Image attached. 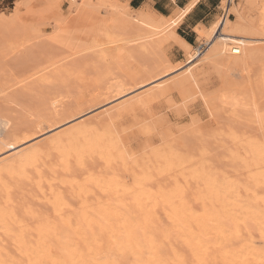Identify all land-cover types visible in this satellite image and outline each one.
I'll list each match as a JSON object with an SVG mask.
<instances>
[{
	"label": "rangeland",
	"instance_id": "rangeland-1",
	"mask_svg": "<svg viewBox=\"0 0 264 264\" xmlns=\"http://www.w3.org/2000/svg\"><path fill=\"white\" fill-rule=\"evenodd\" d=\"M17 1L16 0H0V15L2 16H7L6 14L9 15V13L13 11L15 7L19 8L20 13H21L20 14L21 17L15 20L11 19L10 17H6L5 21H0V109L4 108V110H0V120L3 121L2 124H0V134L2 133L1 137L5 135L4 132L8 130L9 127L12 128L11 127L12 120H14L13 121L14 124L15 122H17L16 126H18L19 124L21 126H24L23 123H21L23 120L25 121L26 119H28V122L26 120L27 127L26 125L24 126L26 129L24 127L21 128L20 126L21 130L24 131L25 129V131L22 132V137H19L21 136L19 135L16 138L17 140L16 142L20 141V143L19 142H18L19 144L16 143L13 139L12 141H14L15 146L14 145H12V147L9 146V149L6 146L5 147L0 146L1 148L0 157L8 155L10 152H13V150L16 151L14 148L22 149V147L25 148L28 145H37L36 146L37 148L40 147L38 149H42V150L44 149L46 151V152L43 151V159L46 160L48 163L52 160V162L50 163H52L54 167L59 169V167L61 168V160H60L61 158L58 157V154H57L58 149L56 148L53 149L54 147H51V143L53 142V145L54 144L56 145V143H54L55 138L52 137V135L54 136L56 135V138H58L57 134L59 135V133H61L60 135L62 138V135L65 134V132L62 133L63 128H64V131L66 129H67L66 131H69L68 134L66 132V134L63 136V137L66 136L65 139L63 138L65 142L72 141L71 139L72 137H74L72 136L74 135L73 132L74 133L76 132L75 133L76 137H74L73 139L75 138L77 139L76 129H78L81 133L82 131L84 132V135L78 134L79 138L81 135L83 136L87 135V137L90 138V136L94 137L97 134L99 136L98 137L96 136V137L99 138L101 135L106 133L104 136L106 140L105 138H102L104 141H102L101 139L99 140L102 143L105 142V145H103V147H106V149L105 148L103 149L108 150L112 158H115L116 155L114 152L112 153V151L114 150V148L118 147L119 145L117 144L116 147H114L115 141L113 142V139H111L110 137L115 132L114 135L118 137L117 135L118 133L119 136H121L122 138L120 139L119 137L118 138L119 141H122L121 143L125 142V145L123 147L121 146V148H123L124 155L126 154L125 156L128 158L127 164L130 161L129 163L130 165H127L128 170L125 169L126 172L128 173H126L125 170L123 171V169L121 168V162H119L120 159L117 160L118 159L117 157H116L117 159L115 158L116 162L114 161V159H112L111 164L108 166V164L106 163V158L104 157L95 156L93 157V160H92V157L90 159V157L88 158L87 156H84L83 159L86 160V162L82 164L84 171H81L82 165L79 167V164L77 163L76 159H74V156L70 155L69 159L71 163L72 172L71 174H68V175H71V176L67 175L68 177L62 176V178H59L61 177L62 174H60V172L58 173L56 172L55 181H60L61 179H65V178L68 179V181L61 180V183L63 184V188H62V184L61 183L59 184V182H58L57 187H60L59 189L63 193L65 194L68 193L67 195L69 198V202H71L73 199L77 200L75 202L72 201V204L70 203L72 207L77 208V206H79L80 204L79 200L81 198L77 197L76 187H75L76 192H74L76 197H74L72 193L74 191V186H75L74 183L75 184L78 183L77 181H80L82 176H83L82 178L83 180L85 179V176H88L87 174L84 175L83 172L88 173L89 174L88 178H90V172H93L91 176H94V177L98 173L97 175L98 177L106 173L108 170H109L108 172L112 170L116 173H119V175L123 178V180L125 179L124 187L125 185L131 184L130 187L132 188V184H133V186H135L136 188V186L138 187V185L135 183L138 180H134L136 182L133 183V179L131 176L134 175L132 174V172L135 173V170L133 171L132 169H136V172L138 173L137 168L144 170L145 168L143 167L146 166L147 164L146 161H148L150 164H148L147 166L149 169L147 168L148 173L146 172V176H150V174L151 175L156 174V178L153 175L150 176V179L155 178L154 179L155 183L154 184L151 183L147 188L148 189L151 188L150 190L151 193L154 190V194H155V191L157 190L156 188L154 189V187L157 186L156 183L160 181L159 182L160 184L162 183V181L166 180V182L168 181L169 184L168 183L165 184V182H163L162 185L164 188L161 185L160 186L162 187L163 192L165 193L168 192L167 196L166 194L162 198L156 196L158 195L157 194V191L159 190L158 188V190L156 191V195H154L156 197L152 196L153 193L152 195L149 194L150 197L148 196V198L146 195L145 196L146 198L144 199L143 198L140 199V196H137L139 197V201H138V199H136L137 197H135V194L133 196L132 192L131 193L128 192L130 193V196L132 195L131 197L132 199L135 197V199L138 201V202L137 201L133 202L132 200L130 201V199L128 200L124 196L125 199H127L126 204L130 202L129 204L130 206L128 205L129 210L131 209V207H133V210L135 209L136 202L139 204L140 202L143 203L144 208L146 205L149 204V207H147V210L144 211L143 206H141L142 207L141 210L143 209L145 214L147 213L151 214L153 212V215H149V216L150 217L153 216V218L158 219V220H161V219L163 220L167 215L166 213H168L169 215L173 205L175 209L177 210H181L180 208L186 205V207L184 208L185 209L188 208L189 212L190 211L194 212V215H195V210L196 212L197 211L200 212V213H197V215L201 214V210L204 211V214H207L206 213L207 211H209L208 213H210L211 211L216 212L215 211L216 207L219 209L217 210L219 212L220 210H222L219 207H222V208L224 207L223 208L224 210L225 208L229 209L230 207L229 204L227 205V203L229 202V201L227 202V199H230V200L233 199L232 192L233 190H235V188L233 190L232 188L231 189L229 188V185L231 184L232 186L233 184L236 185V188H237L236 190L238 192H236L235 190L234 192L235 194L237 193L238 195L239 193L238 196H241V198H243L242 194L244 193L246 194L245 195L246 199L244 200L243 198V200L245 202L250 201V204L249 203L247 204L246 202V205L248 207L251 206L252 203H254V206L255 205L257 206V207L256 206L253 207L252 205L254 209L260 210L258 209L260 205L261 209L263 210L264 208L263 203H260L258 201L259 196H260L258 193L263 191L262 188H264V182L262 186L261 177H259L258 174H257L258 176L253 174V170L255 169L253 167L254 166L253 164L254 163L255 165L257 164L258 167L260 164V162H255V160L259 161L257 160L258 158H254L255 155H257L258 157V156H262L263 154L264 156V153L260 154L261 150L262 149L264 150V144H263L264 143V122H263L264 118L262 117L264 113L263 112L264 110V88H263L262 81L260 82V78L261 80L262 78L264 79L263 77L264 76L263 75L264 74V55H261V57L257 59V61L259 60L258 63H256L257 61L256 62L254 61L256 65L253 64V62H252L253 67L251 64H250L251 66L249 65V69H248L249 73H247L248 72L247 70H246L247 72H242L241 70L237 68L233 69L229 67L227 68L223 65L215 66L213 64H208V62L205 60L206 55L203 56V58L198 57L195 59H190L187 55L184 54L181 47L180 49L182 53L184 54L183 60L177 61V63H175L170 58V54L172 53L177 54V52L174 48H169L165 50L166 51L165 53H167L166 55L169 57V59L174 64H176V66L177 64L181 66L178 67V69L176 70L177 72H174V73L172 72L171 74H168V72L165 71L164 65L162 64L164 62L161 61L162 58L164 59V56L160 54L152 46L150 47L149 45H147L146 42H144L143 40L141 41V40H137L134 38H130L127 35V33H121V32H119L120 35L117 36L116 38L109 37V39H106L104 35L105 26H104V23L101 22V19L107 20V19H110L112 15L116 16L119 13V11L120 12L125 11L126 17L132 20L131 16L135 13L134 12L135 10L132 9L128 5L127 0H76L79 2H73V4L71 3V0H30V3H31L30 5L29 3L28 4L22 3V0H17ZM19 1L21 4L19 3ZM108 1H111L113 5H108L107 4ZM224 1L221 0L222 2L221 7H220L221 14H222V10H225L226 8V2ZM235 1L240 2V0H235ZM256 1H258L260 5L262 4V6H260L259 9L254 10V11L247 10V14L249 17L250 16L249 12H250L251 16L249 18H252V20L254 19L256 20V21L254 20L256 29L252 32V34L254 35L257 34V36L256 35L255 36L253 35V36L258 38V41L257 43L255 42L254 45H256L257 47H261V46H264V13H262L261 11L262 7L264 6V0H260V1L256 0ZM20 5H22L23 7ZM44 5H49V7L47 8L43 7ZM70 8H71V11L69 10ZM227 12L229 14L228 16L229 18L231 19L236 18V13L232 7H230ZM221 14L220 16L217 17L218 19L221 18ZM59 16L61 17V20L58 19ZM257 26L260 29V31H258ZM201 42H204V40L203 39L201 40L199 38L198 43L193 44L192 48L197 47ZM172 44H175V43H172ZM208 47L209 46H207V48L203 51V53L208 50ZM121 48L124 50L126 48L127 54L123 57H117V56L115 57L116 51L121 50ZM171 49L173 50L171 51ZM92 50H95V51H92ZM109 53L110 54L113 53V55L110 56ZM261 62H262V66H261ZM185 63L187 65L182 66V64H185ZM186 68L187 69L189 68L191 71L195 72V75L197 78V84H194L195 88L193 87V84H191V87L189 86V90L187 89V92L190 95H195L197 92L201 90L200 92H202V95L204 93V95H206L208 99L207 101H209L207 103L208 106L210 105L209 108H207L206 105H204L205 103L203 102L202 97L195 106H192L190 112L187 109H183L179 107L184 101L182 98L183 94L178 88H175L174 84L178 79H180L183 76L182 74L187 72V71H184V69L186 70ZM225 68H227V70H225ZM258 68L259 70H257ZM251 69H253V71ZM137 71L144 72V74H146L147 80L143 82L141 84L142 86L140 85L141 88L137 89L135 92H132V93L124 92L120 94L122 90H119L118 87L121 84L127 83L130 87H132L134 85L141 83L140 82L141 80H137V79L135 80V76L134 77L132 76L134 75V73H137ZM241 73H244V75L245 73L248 74V75H245V78L247 79L245 81L246 84L244 83L245 78L243 79L244 76ZM249 75L252 76L251 79ZM177 77L179 78L177 79ZM132 79L135 80L136 83H133ZM257 79L259 80V82ZM143 80H145V78H143ZM252 80H253V85L251 84ZM254 80L256 84L254 83ZM144 83H146V85H143ZM259 83H262V84H259ZM242 84L243 86L241 87ZM25 85L27 87H25ZM197 85L199 87H197ZM30 87H32V89ZM190 88H193L194 90L192 89L190 90ZM257 88H260L261 90ZM14 91L15 93H13ZM17 91L19 94V98H18L19 100L18 99L15 100L17 98V95L14 96L17 93ZM148 91H152L155 95L153 96V98L147 101V103L144 105L143 108H139L134 105H129V103H131L130 101L135 100L134 97H136L139 94L148 92ZM8 92L9 93L12 92L13 95L9 94ZM28 92H30V94ZM146 94L148 95V93ZM225 95H231L232 97H229L231 99L227 101L226 99H224V97L222 98V96H225ZM211 97H212V101L209 100L211 99ZM9 98L10 100H8ZM42 100H45V101L47 100L46 101L48 102V104H46L47 106L45 105L46 102L45 101L42 102ZM215 100L218 102L216 103ZM51 101L52 102L56 101L55 105L53 104L54 106L51 105L52 104ZM127 101L128 103L125 104ZM32 102L33 104L31 105ZM34 102L38 104V108L40 110H42L43 108V110L41 111L42 115L39 114L40 110L37 108V104H34ZM41 102L46 107L42 105V108H40ZM121 104H122V107H120ZM57 105H59V107ZM127 105H129V108L125 109V106L127 107ZM8 106L10 107L9 109H8ZM56 106L58 109L60 107H64L65 111L63 114H60L59 117H57L58 119L52 116L53 114H50L51 115L50 117L54 118V119H51L49 117V114L44 113V108L47 109V107H50V108L55 107L56 109ZM37 110H39V112ZM48 111H50V109L47 110L46 112ZM108 111L109 113L113 114L114 119L110 123L111 127L103 125V128H102L100 127L102 125L96 124V121H98V118L101 117V114L104 116V114L108 113ZM50 112H52V110ZM101 112H103L104 114ZM185 112H187V114H184ZM4 115L5 116L7 115L5 118L7 117L9 118L12 116L11 117L12 120H10L11 123L9 124V126L4 127V122L6 120L4 118ZM97 115H100V116L95 118ZM64 116L68 118H72L74 121L72 120L71 123L69 122L65 126L64 124H62L60 125L59 128H55L57 124L59 125L61 124V122L63 123V121L66 119ZM81 116H83V119L80 118ZM84 116L86 119L84 118ZM33 117H35L36 120L38 119V117H40V119L36 121ZM44 117H46V119ZM15 118L17 120L20 119L19 120L20 122L18 123V121H15L16 120ZM92 118L94 119L92 121H89V119H92ZM29 119L33 120L32 121L33 123L35 121L36 124L35 123L33 124L32 122H30ZM61 119L63 121H61ZM79 119H82V120L79 121ZM28 123H30L29 125L31 127L28 125ZM32 124L36 125V128ZM69 124H70V127H69ZM82 124L85 127L87 126V128H89L90 131L89 129H86V128L84 129L83 128L84 126H81ZM71 125L75 126V128L77 127L76 129H74L73 127L75 131L71 128L72 127ZM13 126L14 128L16 127L15 125ZM78 126L80 128H78ZM27 128L29 131L27 130ZM95 128L97 130H95ZM105 129H109L110 132L109 130H105ZM85 130L89 131V134L85 135L86 133ZM106 131H108L110 134L112 131V134L109 136V134L107 135ZM70 134H71V138L69 139ZM106 135L110 141L112 140V143L114 145L109 144V147H107L106 141H108V143H110V141L107 140ZM231 135L233 136L236 135L235 137L239 136L240 139L246 138L244 141V145L243 143L239 144L241 145L240 148L243 146L244 148L246 147L247 149V145L248 146L251 145L250 141L252 139L254 140L253 141L254 143L256 142L255 147L257 143L259 144L260 142H262V145H257L259 146L258 151L257 149L254 150V152L252 150V152L254 153L252 157L253 162L251 161V159H250L251 162L250 161L247 162L248 159L246 160V158H247L248 153L243 156L244 152H242V149L244 148H241V150H239L240 148L237 146V144H234L235 139L233 136L232 138ZM41 137L42 139H40ZM32 138L33 140H36V142H34ZM44 138L46 140L45 143H44ZM52 138H53V141H52ZM59 139H60V136L58 140ZM238 139L235 142L239 141ZM37 140L40 142H38ZM47 140L50 141V144L48 142L50 147L47 145ZM256 140H258V142ZM185 141L186 143H184ZM246 141H248V143H246ZM37 142L40 146L37 144ZM55 142H57V140ZM42 144L45 145V148H47V150L42 146ZM252 146L253 144L251 145V147L249 146L250 148L248 147L250 150L247 149L245 153L248 150L251 151ZM260 146H261V150H260ZM50 149H53L52 151L54 150L55 151L54 153H52V155L50 154L49 156V153L47 152H49ZM236 152H237L236 156H239V153H240L239 158H242V160L244 161V164L242 163L243 162L242 160L238 162L240 164V167H242V170H244L243 172L241 168L239 167L238 163L236 162V160L238 161L240 160L239 158L236 159V156H235ZM54 155L55 157H57L56 160L58 159L60 160V161L58 160V162H60L59 164L54 159L55 158L53 157ZM241 156H243L244 158ZM248 157H250V154L248 155ZM94 158H95V162H94ZM164 158L166 159V161ZM48 159H51V160L49 161ZM102 159L103 160L105 159L104 162L101 161ZM72 160L74 161V163L72 162ZM260 160H261V163L264 164L263 162L264 158L261 159L260 157ZM131 161H133V163L136 164L134 168L132 166V169H130L129 167L131 166ZM142 161L146 162L144 166L141 165ZM165 162L167 164L169 163V165L171 164L172 166L168 165L167 167V164ZM245 162L247 164H245ZM88 163L89 164L92 163V164L89 165ZM154 163H156L155 167H154L155 165ZM87 164L90 166L89 168L87 167ZM158 164L161 165V173L158 170L159 174H157V168H156ZM149 165L153 166L154 169H156V173ZM174 165H175L176 170H173L172 168L174 167ZM244 165H247V167L249 168L247 169L246 166ZM85 166L86 168H88L89 171L85 169ZM105 166L107 167V171L105 170L106 169ZM177 166H179V169ZM191 166H193L194 170L193 168H191ZM78 167L80 168L79 169L80 172H78ZM93 167H95V169ZM232 167H234L235 169ZM237 167H239L241 171L239 169L238 170L242 172L243 176L240 175L241 173L239 171H237L236 173ZM251 167H253L252 171H250ZM260 167L263 170L262 165H260ZM74 168H76V170ZM150 168L153 171H150L149 173V170H151ZM190 168L192 169L191 171L189 170ZM183 169L186 171H184ZM261 169L260 168L255 169V171L261 175L262 173ZM121 170L123 171V173ZM129 170H130V174H129ZM233 170H235V172H233ZM170 171H172L171 172L172 174L170 173ZM174 171H176L175 174H174ZM74 173L78 177L74 176ZM78 173L80 174L78 175ZM81 173L83 174L81 175ZM177 173H178V177H177ZM235 173H236V176H235ZM237 174L240 175L239 178ZM262 174H264V171ZM158 175L160 176V178H157ZM188 175L191 180L189 178L188 180H186ZM245 175H248L250 179H247L246 181ZM254 175L256 176L255 177L256 184L260 182L259 184H261V186L260 185L253 186L255 184ZM207 176L210 177L211 179H208ZM140 177L138 179H140ZM180 177L181 178L184 177V178L181 179ZM235 177H237L238 179L240 178L242 179L243 177V179L245 180L244 181L241 180V181L242 183L247 182V187L241 188L242 183L240 182V180L238 181L236 179L237 180L236 181ZM69 178L75 179L76 182H74V180L69 181ZM141 178L146 180L145 179L146 177L144 178V176H142ZM193 178L195 179L198 178L200 183H198L195 186L198 179L193 180ZM226 178H227V181H226ZM171 179H172V183L170 182ZM228 179L230 180L228 181ZM144 180L140 182H143L144 183L143 185L145 186L146 183ZM176 180H178L181 183L177 182L176 184ZM250 180L253 185H249L250 183L248 182H250ZM173 181L176 185H178L177 187L176 185L175 187L172 186ZM195 181L196 183H194ZM230 181H231V184H230ZM232 181H235L237 183H233ZM71 182H74L72 186H71ZM80 182L87 184V182H89V179L86 182L84 181L83 182L80 181ZM146 182L148 181L146 180ZM184 182H186L187 184L186 183L183 184ZM214 182L215 184L217 183L216 185H219L220 183V185L217 186L218 188L216 187ZM227 182L229 183V185ZM238 182L241 184H239ZM226 183L228 186L226 185ZM91 184L92 186L89 183L87 186L86 185L83 186L84 189H86L87 194L90 195L87 198L88 201L90 200L94 202L95 196L92 198L90 197L91 195L93 196L95 194L99 196V198L101 199L103 197L104 201L105 199L108 200L107 199L109 197L108 195H110V197L112 196V194L109 193L108 190H107V196L105 195L106 187H104L105 189L104 190L105 192H104L102 187L100 188L98 186L100 189H102L98 191L99 189H96L95 187V190H94L93 189L94 184L93 183ZM179 184H183L182 186L184 187L183 188L180 187L181 185L179 186ZM69 185L71 186V188H69ZM152 185L154 186L152 187ZM187 185H188V190H186L187 192L185 191L183 192V190H185V186L187 188ZM235 185L233 187H235ZM144 186H142L141 184L142 188H144ZM212 186L214 187V190H215L214 191L215 197H213L214 196L213 191H212L213 189L207 190V189H210V187ZM244 186H246V183ZM66 187L67 189H69V191H71V193L66 189ZM72 187H73V190H72ZM87 187L92 188V190L88 191ZM130 187L127 186L125 188H130ZM223 187L224 189L221 190ZM199 188L200 190H198ZM258 188H260V191ZM252 189H254V192H253L254 195L250 193L252 192ZM255 189H258V191ZM96 190L99 193H101V195L104 194L106 197L103 195L100 196V194L98 195ZM177 190H179L178 192H180V194L177 192ZM64 191L66 192L68 191V192L66 193ZM211 191H212V195H211ZM228 191L231 192L232 194L229 193ZM89 192H92V193L90 194ZM248 192L249 194H247ZM118 193H119L118 198L121 196L120 198H123V199L124 197L122 195L127 194L126 191H122V190H118ZM182 193H185L184 194L185 197L183 196ZM203 193H204L203 197L205 198L204 199L203 197L199 198V195H203ZM138 194L139 193H137L136 195ZM159 194H161V191L159 192ZM208 194L210 196H207ZM230 194L232 196H230ZM72 195L73 197H71ZM251 195L252 197H256L253 199V201H252V198H250ZM178 196H181L184 198L178 199ZM174 197H177L179 201L177 199L175 200ZM123 199L121 200L122 202H123ZM143 200L144 202H142ZM167 200L169 204L171 203L172 205V206L170 205L171 206L170 210H169L170 208L169 205H167L168 204ZM219 200H221V202H219ZM202 201L204 202V204H202ZM217 201L219 203H217ZM222 201H223V204H222ZM224 201L227 203H225ZM124 202L121 204L122 205L124 204L126 206ZM131 202L134 203L135 207L131 206V204H133ZM215 202L218 205L217 204L215 205ZM73 203L75 206L73 205ZM164 203L166 204L164 205ZM199 203H200V206L204 207L205 205L204 209H200L202 207L198 206ZM119 204L118 206H121V204L120 205ZM139 204L137 207H139ZM206 207L207 209H205ZM184 208L182 210L186 211L184 210ZM190 208H192V210H190ZM119 209L121 210L122 213H125L122 211L124 210L123 206L121 208L119 207ZM210 209H213V210L210 211ZM173 210L174 208L172 209V211ZM130 212L131 211L127 210V213H130ZM189 212H185V214L190 215ZM218 212L217 214H222L221 212L220 213ZM225 212L226 211H224V213ZM135 214H134V218H136L137 216L138 217L140 216L138 215L140 214L139 209H138L136 217H135ZM256 232L257 230L254 232L255 238H258L259 236L257 235Z\"/></svg>",
	"mask_w": 264,
	"mask_h": 264
},
{
	"label": "bare ground",
	"instance_id": "bare-ground-1",
	"mask_svg": "<svg viewBox=\"0 0 264 264\" xmlns=\"http://www.w3.org/2000/svg\"><path fill=\"white\" fill-rule=\"evenodd\" d=\"M73 2H79V1L71 0L72 4H73ZM224 2H226V1H224ZM230 2L231 3L226 6V11H225L224 16L221 15V18H219V19L216 17L217 20L214 21L210 25V27L198 26L195 28V30L197 32V36L201 40L202 39L204 40V42H202V44H205V46L202 49H198V47L192 48V46L189 43H187L183 38H181L177 35V33L175 32V28L179 22L176 25H172L170 23V21L172 19H174L175 17L174 18H166L160 14L157 15L153 11L151 13L143 12V11H141L142 8L140 10L134 11L135 13L131 16L132 20H130L126 17L125 11L124 12L119 11V13L116 16L112 15L111 18L107 19V20L101 19V22L104 23V26H105L104 27V35H105L106 39H109V37L110 38H113V37L116 38L117 36L120 35L119 32L127 33V35L130 38H134V39L141 40V41L143 40L144 42H146L147 45H149L150 47L152 46L154 49H156L160 54H162L164 56V59L162 58L163 60L161 59V61L164 62L162 64L164 65L165 71L168 72V74H171L172 72L173 73L177 72L176 70L178 69V67L181 66L178 64L176 66V64H174L169 59V57L166 55L167 53H165L166 52L165 50L171 48L173 45L172 43H175V40L173 38L174 36H178L179 39L181 41H183V45H182L181 49L183 50L184 54L187 55L190 59H195L198 57L203 58V56L206 55L205 60L208 62V64H213L215 66L223 65L227 68L228 67L233 68V69L237 68V69L241 70L242 72H247L249 69V65L250 64L252 65V62H253V64L256 65V63L259 62V60L257 61V59L260 58L261 55H264V46L257 47L256 45H254V43L255 42L257 43V41H258V38L254 37L255 35L257 36V34H255V35L252 34V32L256 29V26H255L256 20L254 19L255 20L254 21V20H252V18H249L251 16L250 12H249L250 16L248 17L247 10L248 11L257 10L260 8V6H262V4L260 5L259 2L256 0H240V2H236L235 0H230ZM17 3H18V1H17ZM19 3H20V1H19ZM22 3H26V4L29 3V5L31 4L30 0H22ZM107 4L113 5V3L111 1H108ZM226 4H227V2H226ZM17 6H18V4H17ZM20 6H22V5H20ZM23 6H24V4H23ZM230 7H232L236 13L235 19H231L228 17L229 14L227 11ZM261 11H262V13H264V6L262 7ZM20 14L21 13H20L19 8L15 7L14 10L9 13V15L8 14H6L7 16L0 15V21H5L6 17H10L11 19L15 20V19L21 17ZM252 14H253V12H252ZM58 19L61 20V17L59 16ZM256 23H258V22H256ZM257 28H258V26H257ZM258 31H260L259 28H258ZM207 46H209L208 50L203 53V51L207 48ZM233 50H238V52L233 53ZM92 51H95V50H92ZM126 54H127L126 48H125V50L121 48V50L116 51L115 57L116 56L117 57H123ZM112 55H113V53L110 54V56H112ZM190 61H192V60H190ZM254 61L255 62L257 61V62L254 63ZM185 65H187V64L186 63L182 64V66H185ZM261 66H262V62H261ZM252 67H253V65H252ZM227 68H225V70H227ZM251 70L253 71V69H251ZM257 70H259V68ZM184 71H187V72L182 74L183 76L180 79H178L179 77H177L178 80L175 82L174 85H175V88H178L181 91V93L183 94V97H182L183 100H186L188 98V96L190 95L187 92V89L189 90V86L191 87V84H193V87H194V84H197V78H196L195 72L191 71L189 68L188 69L186 68V70L184 69ZM247 73H249V71ZM247 73H245V75H248ZM241 74H243L244 77L243 76H241V77H243V79H244L245 78L244 73H241ZM251 75H252V73H251ZM254 75H255V73H254ZM132 76L133 77L135 76V80L136 79L141 80L140 81L141 83L134 85L132 87H130L127 83L121 84L118 87L119 90H122L120 92V94L124 93V92H130V93L135 92L137 89L141 88L140 85L147 80L146 74H144V72H142V71H137V73H134V75H132ZM249 77L251 79L252 76L249 75ZM143 78H145V80H143ZM135 80H133L132 82L136 83ZM246 80L247 79L245 78L244 83ZM257 80H256V82H257ZM261 81L263 83V88H264V79L262 78V80H261V78H260V82ZM241 82H243V81H241ZM258 82H259V80H258ZM254 83H255V80H254ZM262 83H259V84H262ZM243 84L241 85V87L243 86ZM251 84L253 85V80L251 81ZM143 85H146V83H144ZM25 87H27V86L25 85ZM30 88L32 89V87H30ZM191 89L194 90L193 88H190V90ZM257 89H260V88H257ZM15 90H17V89H15ZM151 92L152 91H148V92H145L143 94L137 95L136 97H134L135 100L130 101L131 103H129V105H134L136 107L143 108L144 105L147 103V101L149 99L153 98V96L155 95L153 92L152 93ZM13 93H15V91ZM13 93L11 92L9 94L13 95ZM28 93L30 94V92H28ZM146 93H148V95ZM200 93H202V92H200ZM9 94H8V96H9ZM22 94H24V93H22ZM16 95H17V98L15 100H17L19 98L18 91L14 96H16ZM215 96H216V94H215ZM20 97H22V96H20ZM223 97H224V99L229 101L231 99L229 97H232V96L231 95H225V96H222V98ZM12 98H14V97H12ZM130 99H132V98H130ZM202 99H203V101H204V99H207V97H206V95H204V93L202 95ZM8 100H10V98ZM48 100H49V98H48ZM209 100L212 101V97ZM12 101H13V99H12ZM43 101H45V100H42V102ZM16 102H18V101H16ZM42 102H41L40 108H42V105L44 106V104H42ZM217 102L218 101H216V103ZM6 103H8V102H6ZM55 103H56V101H53L51 105H53V104L55 105ZM127 103H128V101L125 104H127ZM234 103H236V102H234ZM32 104H33V102L31 103V105ZM34 104H37V103L34 102ZM46 104H48V102H46L45 105ZM122 104L120 107H122ZM129 105H127V107L125 106V109L129 108ZM204 105H206L207 108H209V106H210V105L208 106V104H204ZM46 106H44V107H46ZM57 106L59 107V105H57ZM57 106H56V109H55V107H53V108L51 107L52 109L50 107H47V109L44 108V113L49 114V117L51 116L50 114H53L52 116H54L56 118L59 117L60 114L64 113L65 105H64V107H60L59 109L57 108ZM9 108L10 107L8 106V109ZM37 108H38V104H37ZM49 109H50V111L52 110V112H50V111H48L49 113L46 112ZM0 110H4V108H1ZM39 110H37V111L39 112ZM42 110H43V108H42ZM42 110H40V113H39L40 115H42L41 114ZM263 112H264V110H263ZM101 113H103V112H101ZM6 116L4 115V118ZM98 116H100V115H97L95 118H97ZM102 116L103 115L101 114V117ZM11 117H9L10 119L8 117L5 118L6 120L4 122V127L9 126V124L11 123L10 120H12ZM35 117H36V115H35ZM35 117H33V118L36 120ZM101 117H99L100 119L98 118V121L95 120L96 124L102 125V126H100L102 128H103V125L111 127L110 123L114 119L113 114L109 113V111H108V113L104 114V116L102 118ZM262 117L264 118V113H263ZM13 118H14V116H13ZM41 118H42V116H41ZM44 118L46 119V117H44ZM65 118L66 119L64 121L61 119V121H63V123L61 122V124H59V125L57 124L55 128H59L60 125H62V124H64V126H65L67 123H69V122L71 123V121L73 120L72 118H68V117H65ZM75 118H77V117H75ZM80 118L83 119V116H81ZM84 118H85V116H84ZM38 119H40V117H38ZM51 119H54V118H51ZM82 119H79V121H81ZM93 119L94 118L89 119V121H92ZM19 120L16 119L15 121H18V123H19L20 122ZM26 120L28 122V119H26ZM26 120L25 121L21 120L22 121L21 123H23L24 126L26 125ZM13 121L14 120H12V126H11L12 128L9 127V129L6 130L7 132L6 131L4 132L5 135L3 137H1L2 133L0 134V137H1L0 138V146H4V147L6 146V147H8V149H9V146L12 147V145H14V141L15 142L17 141L16 138L19 135H21L19 137H22V132H24L26 129L24 126H21L20 124L18 126H16L17 122H15V124H14ZM29 121L32 122L33 120L29 119ZM2 122L3 121H1L0 124H2ZM84 122H86V121H84ZM263 122H264V120H263ZM34 123L36 124L35 121H34ZM75 123H76V121H75ZM93 123H94V121H93ZM29 124L30 123H28V125ZM13 125H15L16 127L14 128ZM20 126H21V128L22 127L25 128L24 131L20 129ZM33 126L36 128V125H33ZM71 126H72L71 127L72 129H73V127H74V129L77 128V127L75 128V126H73V125H71ZM81 126H84V125L82 124ZM2 127H3V125H2ZM26 127H27V125H26ZM30 127H28V128H30ZM69 127H70V124H69ZM28 128H27V130H28ZM78 128H80V127L78 126ZM83 128L89 129V128H87V126L86 127L84 126ZM66 130L64 131V128H63L62 133L65 132V134H66V132H67V134H68L69 131H66ZM95 130H97V129L95 128ZM105 130H109V129H105ZM76 131H77V139L76 138L73 139L74 137H76L75 136L76 132L75 133L73 132L74 135H72V136H74V137H72V139H71L72 144L70 141H69L70 143L68 141L67 142L64 141L66 136L65 137H63V136L65 134L62 135V138L60 135L61 133H59V135L57 134L58 138L60 136L59 140H58V138H56V135L55 136L52 135V137L55 138L54 143H56V145L55 144L53 145V142H52L51 147H54L53 149H55V148L58 149L57 150L58 153L57 152L56 153L58 154V157L61 158L60 159L61 160V168L59 167V169H57L56 167H54L52 165V163H50V162H52L51 159H48L49 161L51 160L49 163L43 159V151H45V150L44 149L43 150L38 149L40 147L37 148L36 147L37 145H28L25 148L22 147V149L14 148L16 151L13 150V152H10L8 155L0 157V264H102V262H103V264H161V262H163V264H264V253H262L259 250V245L257 244L256 248H252L246 242L247 238L249 236L255 237V233L251 232V230H250V227H249L250 225L254 226L257 230V232H256L257 235L258 236L260 235L259 227H260L261 220H264V208L262 210L260 205H259L258 209H260V210L254 209L253 207L256 206V205L254 206V203H252L251 206L248 207L246 205V202H247V204L248 203L250 204V201H246V202L244 201L246 199V197H245L246 194L245 193L242 194V197L244 198V200H243V198H241V196H238L239 193H238V195H237V193L235 194L234 192L237 188H236L235 184H233V186L235 185V187L232 186L231 181H230L231 185H229L228 182L227 183H228L230 189L232 188V190H233L235 188V190H233V192H232L233 194L228 191L229 193H231L233 195L232 196L230 194V196H232L233 199L230 200V199H227V197H226L227 202L228 201L229 202L227 203L224 201L225 203H227V205L229 204V206H230V207L228 206L229 209L225 208V210H224L223 209L224 207L223 208L219 207L223 211L220 210L218 212L217 210H219V209L216 207V209L214 208L216 212L211 211L213 209H210V211H211L210 213H208L209 211H207L206 212L207 214H204V211L201 210V214H198V215H197V213H200V212H198V211L196 212V210L193 209V210H195V215H194V212H191V211L189 212L188 208H186V209L184 208V207H186V205H184V207L180 208L181 210H177V209H175L174 205L172 206L171 203L169 204V202L167 200V202H168L167 205H169V207H170L169 210L171 209V206H172V209L174 208V210L172 211V209H171L169 215H168V213H166L168 216L166 215V217L163 220L162 219L158 220V219L153 218V216H151V217L149 216V215H153V212L151 214H148L146 211L147 214H145L144 211L147 210V207H149V204L146 203L148 205L145 206V208H146L145 209L143 203H141V202H140V204L137 203L139 201V197H137V196H140V199L146 198L145 197L146 195L148 198V196L150 197V195H152V193H153L152 196H154V195H156V191L158 190V188H159V190L157 191L158 195H156V196H158L160 198L165 196V194L167 196L168 192H166V193L163 192V189H162L163 185L162 184H163V182H165V184H166V183H168V181L166 182V180H165L159 184L160 181L158 180L159 182L156 183L157 186L154 187V189L155 188L157 189L155 191V194H154L153 189H152L153 192L151 193V191H150L151 188L148 189L147 187L151 183L152 184L155 183L154 179L156 178V174H154V175L152 174L153 176H155V178H152V179H150V176H152L151 174H150V176H146V172L148 173V169H149L147 166L150 163L148 161H146L147 162V164H146V162L142 161L141 165L144 166L146 164L145 167L142 166L145 169L141 170L140 168L139 169L137 168V171H138V173H137L136 169H132V166L134 168L136 166V164H134L133 161H131V166H129V167L133 171L135 170V173L132 172V174H134V175L131 177L133 179V183L136 182L134 180L139 181V182L137 181L135 183L138 185V187L136 186V188H135V186H133V184H132V188H131L130 187L131 184H130V185H125V187L128 186L131 189L125 188L124 187V184H125L124 180L125 179L123 180V178L119 175V173H116L112 170H110V172H108L109 170L107 171L106 166H105V168H106L105 170L107 172L101 176H98V177H97L98 173L94 177V176H91L93 172H90V178H88L89 174L83 172L84 175H86V174L88 175V176H85L86 181L89 179V182H87V184L80 182V181L86 182L85 179L84 180L82 179L83 176H82L80 181H77L78 183H76V184L74 183V182H76L75 179H72L73 176L71 179L69 178V181L74 180V182H71V186L73 183L75 185L74 191L72 194L74 195V197H76L74 192L77 191L76 192L77 197L81 198L79 200L80 201L79 206H77V208L72 207L71 206L72 201L75 202L77 200L73 199L71 202H69V198L67 195L68 194L67 192L69 191V189H67V187H66V189L68 191L67 192L64 191L67 193V194H65L62 191H60V189H59L60 187H57L58 182L60 184L61 180L68 181V179L65 178V179H61L60 181H55L56 172L57 173L60 172V174H62L61 177H59V178H62V176L64 177V176H67L68 174H71L72 169H71V163H70V159H69L70 155L74 156V159H76L77 163L79 164V167L82 164H84V162H86V160L83 159L84 156H87L88 158L90 157V159L92 157V160H93V157H95V156L104 157V158H106V163L108 164V166L111 164L112 159H114V161H115L118 158L117 160L120 159L119 162H121V168L123 169V171L125 169L128 170L127 165H130L129 164L130 161L127 164L128 158L125 156L126 154L124 155L123 148H121V146L123 147L125 145V142L121 143L122 141H119L118 138L119 137H120V139H122V138H121V136H119L118 133H117V135H118V137H117L116 135H114L115 132L113 133V135H111L112 131H111V134L109 133L110 130H109V132L106 131L107 135L108 134H109V136L111 135L110 137H111V139H113V142L115 141V145H114L112 143V140L110 141L106 135L107 140L110 141V143H108V141H106L107 147H109V144L114 145V147H116L117 144L119 145L118 147L114 148L113 151L111 150L112 153L114 152L116 157H117V158L115 157L116 158L115 159V158H112V156L108 150H105L106 147H103V145H105V142L102 143L99 140V139H101L102 141H104L102 138H105L104 136L106 133L101 135L102 137L100 136L99 138H97L99 136L97 133H96L97 137L96 136H94V137L90 136V138H89V137H87L86 134H89L90 129H89V131L85 130L86 136H83L84 135L83 131H82V133L78 129H76ZM78 134H83V135H81L82 137L80 136V138H79ZM43 136H44V134H43ZM232 136L233 135H231V137ZM235 136H233L235 141L238 138H239L238 139L239 141H237V142H235L234 140H232V141H234V144H237V146L240 148L241 145H239V144L243 143V145H244V141L246 138L240 139L239 136H237L238 138ZM67 137H68V135H67ZM45 138H44V143L46 142ZM70 138H71V134H70L69 139ZM13 139H14V141H12ZM40 139H42V137ZM32 140H33V138H32ZM56 140H57V142H55ZM105 140H106V138H105ZM248 140H249V138H248ZM29 141H31V140H29ZM33 141L36 142V140H33ZM52 141H53V138H52ZM253 141H254L253 139L250 141L251 145L253 144L251 151H249L250 150L249 148L251 147V145H249L250 147L247 145V149H249L248 150L249 152L247 151L246 153H245V151L247 150L246 147L245 148L243 146L241 147V148L245 149V150L242 149V152H244L243 156L246 155L247 153H248V155L250 154V157H248V155H247V158H246V160L248 159L247 162L250 161V159L253 162L252 157L254 154L253 153L254 150L257 149V151H258L259 146H257V145H262V142H260L259 144L257 143L256 147H255L256 142L254 143ZM256 141L258 142V140H256ZM18 142L20 143V141H18ZM18 142H16V143H18ZM21 142H23V141H21ZM38 142H40V141H38ZM38 142H37V144H38ZM48 142L50 144V141L47 140V145L50 147ZM184 143H186V141ZM246 143H248V141H246ZM31 144H33V143H31ZM111 145H110V147H111ZM42 146L45 148V145L42 144ZM103 148H105V149H103ZM241 148L239 150H241ZM45 149L47 150V148H45ZM53 149H50V151H52ZM110 149H112V148H110ZM252 150H253V152H252ZM260 150H261V146H260ZM262 150H261L260 154L264 153V150L263 151ZM50 151L47 152V153H49V156H50V154L52 155V153H54L55 150L52 152H50ZM237 152L235 153V156H236ZM57 154H56V156H57ZM44 155H45V153H44ZM239 156H240V153H239ZM239 156H236V159H238ZM243 156H241V157H243ZM255 156H254V158H258L257 160H259V161L255 160V162H260V164L258 167L257 164L255 165V163H254L253 167L255 169H259V168L261 169L260 165H262L263 170L261 169V172L263 173V171H264L263 165L264 164L261 163L260 157H261V159H263L264 156H263V154H262L263 158H262V156H258V157H257V155H255ZM53 157H55V155ZM56 158L57 157H55L54 159L56 160ZM90 159H89V161H90ZM161 159H162V157H161ZM189 159H190V157H189ZM239 159H240L239 161L236 160L237 163L242 160V158H239ZM58 160H56V161L59 164L60 162H58ZM104 160L102 159L101 161L104 162ZM132 160H133V158H132ZM165 161H166V159H165ZM72 162L74 163L73 160H72ZM94 162H95V158H94ZM157 162H159V161H157ZM168 162H169V160H168ZM242 163L244 164V161ZM88 164H87V167L89 168L90 167L89 165H91L92 163L89 165ZM154 164H155L154 165V167H155L156 163H154ZM245 164H247V163L245 162ZM168 165H169V163L167 164V167H168ZM238 165L240 167L239 163H238ZM169 166H172V165L170 164ZM179 166H177L178 169H179ZM244 166H246L247 169L249 168V167H247V165H244ZM79 167H78V172H80ZM150 167L156 173V169H154L153 166H150ZM239 167H237L236 173H237V171L240 170ZM253 167H251V170L250 169L249 170L252 171ZM88 168H86V166H85V169L88 170ZM93 168L95 169V167H93ZM118 168H119V166H118ZM156 168H157V174H159L158 173L159 171L161 173V165L158 164ZM172 168H173V170H176L175 165ZM172 168H170V169H172ZM191 168H193V166H191ZM191 168L189 169L190 171L192 170ZM232 168H234V167H232ZM240 168L242 170V167H240ZM74 169L76 170V168H74ZM82 169H81V171H84L83 165H82ZM152 169L149 170V173H150V171H153ZM255 169L253 170V174H255V175L258 174L259 177H261V182H262V186H263L264 180H262V176L264 177V174L261 173V175H260L258 172L255 171ZM126 170H125V172H126ZM162 170H163V168H162ZM193 170H194V168H193ZM123 171H122V173H123ZM184 171H186V170H184ZM243 171L244 170H242V172ZM171 172L172 171H170V173ZM175 172L176 171H174V174H175ZM180 172H178V173H180ZM233 172H235V170H233ZM242 172H240L241 174L240 173L239 174L243 176ZM245 172H247V171H245ZM75 173H74V176H76V174H77V173L76 174ZM83 173H81V175ZM126 173H128V172H126ZM178 173H177V177H178ZM183 173H185V172H183ZM236 173H235V176H236ZM79 174L80 173H78V175ZM129 174H130V170H129ZM135 174H137V175H135ZM239 174H237L238 178L240 177ZM124 175H123V177H124ZM255 175H254V182L256 180ZM68 176H71V175H68ZM135 176H136V178H135ZM140 176L141 177L144 176V178L146 177L145 179L149 182V184H148V182H146V180H144ZM158 176H157V178H160V176L159 177ZM246 176L248 177V175H245V179L247 181V179H250V178L249 177L247 178ZM76 177H78V176H76ZM120 177H121V179H120ZM139 177L141 180L138 179ZM167 177H168V175H167ZM171 177H169V178H171ZM182 178H184V177H182ZM188 178L190 179L189 175L187 176L186 180H188ZM238 178L235 177V180L236 179L238 181L240 180L241 183H242L241 180H243V181L245 180V179H243V177H242V179L241 178L238 179ZM197 179L193 178V180H197ZM208 179H211V178L208 177ZM224 179H225V177H224ZM143 180L146 183L145 184L146 187L143 185L144 184L143 182H140ZM218 180H217V182H218ZM229 180L230 179H228V181ZM233 180H234V178H233ZM259 180H260V178H259ZM226 181H227V178H226ZM90 182L94 184L93 185L94 190H95V187H96V189H99L98 191H100L102 189L104 191L106 189V192L104 191L105 195L107 196V190H108V192L111 193L112 196L110 197V195H108L110 198L108 197L107 198L108 200H106L104 198L105 199V201H104L103 197L101 199V198H99V196H97L95 194L93 196L91 195V197H90V198H92L95 196L94 202H92L90 200L88 201L87 198L90 195L87 194L86 189H84L83 186L84 185L87 186L88 183L92 186V184ZM170 182L172 183V179ZM177 182H179V181L176 180V184H177ZM232 182L237 183L235 181H232ZM179 183H181V182H179ZM185 183L186 182H184L183 184H185ZM192 183H193V181H192ZM194 183H196V181ZM198 183H200L199 179H198L197 183L195 184V186ZM204 183H205V181H204ZM208 183H209V181H208ZM227 183H226V185H227ZM241 183H239V184H241ZM245 183H246V186H244ZM245 183H242L244 185L241 184V186H242L241 188L247 187V182H245ZM248 183H250L249 185H253L251 180ZM259 183L256 184V182H255V184L253 186H256V185L261 186V184H259ZM141 184H142V186H144V188L141 187ZM176 184L173 181L172 186L175 187ZM183 184H179V186L181 185L180 187L183 188L184 187V186H182ZM214 184H215V182H214ZM188 185H187V188L185 186V190H183V192L184 191L187 192L186 190H188ZM219 185H220V183H219ZM219 185H216V187ZM71 186L69 185V188H71ZM98 186L100 188L102 187V189H100ZM153 186L154 185H152V187ZM177 186L178 185H176V187ZM75 187L77 188V190ZM104 187H106V188L104 189ZM62 188H63V184H62ZM87 188H88V191L92 190V188H89V187H87ZM217 188H215V189H217ZM248 188H249V186H248ZM219 189H218V191H219ZM223 189H224V187L221 190H223ZM258 189L260 191V188H258ZM258 189H255V190L258 191ZM72 190H73V187H72ZM118 190L126 191L129 196L127 194H126L127 196L125 194H123L122 196L123 197L125 196L128 200L130 199V201L132 200L134 202V201H137L136 199H138V201L135 204L136 207L134 206V203L131 202V203H133V204H131V206H134L136 210L135 209L133 210V207H131L130 210L128 209V205L130 204V202L126 204L127 199H125V197L123 199V198H120L121 196L119 195L120 197L118 198V194H119ZM198 190H200V188ZM207 190H212L213 194H214L215 190H214L213 186ZM262 190L263 191L258 193L260 196L262 195L261 197L258 195L259 196L258 201L260 203H263V206H264V196H263L264 195V188H262ZM98 191H97L98 195L100 194V196H102V195L105 196L104 194L101 195V193H99ZM160 191H161V194H159ZM178 191L179 190H177V192ZM180 191H182V190H180ZM212 191H211V195H212ZM69 192L71 193V191H69ZM128 192H130V193L132 192L133 196L135 194V197H137V198L135 199V197H134L132 199L131 198L132 195L130 196V193H128ZM236 192H238V191L236 190ZM253 192H254V189H252V192H250V193L253 194ZM89 193L91 194L92 192H89ZM137 193H139V194L136 195ZM178 193L180 194V192H178ZM182 194L184 196L185 193H182ZM247 194H249V192ZM73 195L71 197H73ZM143 195H144V197H143ZM156 196H154V197H156ZM203 196H204V193H203V195H199V198L203 197ZM207 196H210V195L208 194ZM169 197H171V196H169ZM184 197L178 196V199H182ZM213 197H215V194ZM204 198L205 197H203V199ZM209 198H211V197H209ZM228 198H229V196H228ZM250 198H252V201H253V199L256 197H252V195H251ZM122 199H123V202L125 200L124 203L126 204L127 208L124 204L123 205L121 204V203H123L121 201ZM174 199L176 200L177 197H174ZM142 202H144V200ZM219 202H221V200H219ZM219 202L217 201V203H219ZM119 203L121 204V206H118ZM217 203L215 202V205ZM138 204H139L140 208L137 207ZM165 204L166 203H164V205ZM179 204H181V203H179ZM202 204H204L203 201H202ZM222 204H223V201H222ZM73 205H74V203H73ZM227 205H226V207H227ZM252 205H253V207H252ZM122 206L124 207V210H122V211L125 213H122L121 210L119 209V207L121 208ZM141 206H143L144 211H143V209L141 210V208H142ZM198 206H200V203ZM200 207H202V208H200ZM200 207H199L200 209H204L205 205H204V207L203 206H200ZM183 208L186 211H183L182 210ZM126 209L128 211H131V212L127 213ZM138 209L140 211V214H138V215H140V216L136 217ZM155 209H156V207H155ZM205 209H207V207ZM149 210H150V208H149ZM190 210H192V208H190ZM224 211H226V212L224 213ZM185 212H189L190 215L185 214ZM217 212L218 213L221 212L222 214H217ZM132 213H133V215H132ZM134 214H135L136 218H134ZM146 215H147V217H146ZM154 215H156V214H154ZM236 232H239V236H236Z\"/></svg>",
	"mask_w": 264,
	"mask_h": 264
},
{
	"label": "crops",
	"instance_id": "crops-1",
	"mask_svg": "<svg viewBox=\"0 0 264 264\" xmlns=\"http://www.w3.org/2000/svg\"><path fill=\"white\" fill-rule=\"evenodd\" d=\"M127 3L134 10L143 8L142 0H127ZM151 3L153 5L152 11L166 18H174V13L179 10V7L186 8L192 5L191 11L179 21L175 32L193 46L199 40L195 28L198 26L210 27L217 20L216 17L221 14L220 7L222 2L221 0H179V4H177V0H151ZM171 48H174L177 52V54H170L173 62L177 63V61L183 60L184 54L181 49L177 48L176 44H173Z\"/></svg>",
	"mask_w": 264,
	"mask_h": 264
},
{
	"label": "snow or ice",
	"instance_id": "snow-or-ice-1",
	"mask_svg": "<svg viewBox=\"0 0 264 264\" xmlns=\"http://www.w3.org/2000/svg\"><path fill=\"white\" fill-rule=\"evenodd\" d=\"M143 3V8L141 9V11L143 12H147V13H151L152 9H153V5L151 3V0H142ZM177 4H179V0H177ZM43 7H49V5H44ZM191 5H189V7L185 8V7H179V10L174 13V19H172L170 21V23L172 25H176L179 21H181L190 11H191ZM71 11V8L69 9ZM215 26V25H214ZM176 43V47L180 48L183 45V41H181L179 39L178 36H174L173 37ZM197 87H199L197 85ZM202 97V93L197 92L195 95H189L188 98L186 100H184L182 102V104L179 106L183 109H187L189 112L191 111L192 106H195L197 104V102L201 99ZM205 104L208 103L207 99H204L203 101ZM184 114H187V112H185ZM262 180H264V177H262ZM251 232H255L256 228L252 225L249 226ZM259 232L260 235L258 238L249 236L247 238V244L252 247V248H256L257 244L259 245V250L264 253V220H261L260 222V227H259ZM236 236H239V232H236ZM103 264V262H102ZM161 264H163V262H161Z\"/></svg>",
	"mask_w": 264,
	"mask_h": 264
},
{
	"label": "built area",
	"instance_id": "built-area-1",
	"mask_svg": "<svg viewBox=\"0 0 264 264\" xmlns=\"http://www.w3.org/2000/svg\"><path fill=\"white\" fill-rule=\"evenodd\" d=\"M226 2H227L226 6L231 3L230 0H226ZM225 11H226V8H225V10H222V14H221L222 16H224ZM204 46H205V44H202V42H201L197 47H198V49H202ZM237 52H238V50H233V53H237Z\"/></svg>",
	"mask_w": 264,
	"mask_h": 264
}]
</instances>
